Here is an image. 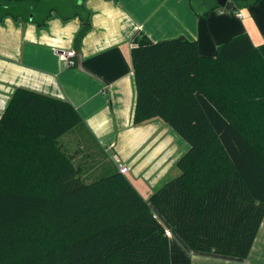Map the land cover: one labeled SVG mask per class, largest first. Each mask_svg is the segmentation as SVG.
<instances>
[{"label": "trees", "instance_id": "1", "mask_svg": "<svg viewBox=\"0 0 264 264\" xmlns=\"http://www.w3.org/2000/svg\"><path fill=\"white\" fill-rule=\"evenodd\" d=\"M83 3L0 0V19L56 11L87 28ZM131 59L133 122L159 118L188 143L179 174L149 199L109 156L89 180L95 156L76 163L62 143L85 126L77 109L17 89L0 120V264H172L167 227L193 251L248 258L264 220V44L244 33L204 57L197 40L144 35Z\"/></svg>", "mask_w": 264, "mask_h": 264}, {"label": "crops", "instance_id": "2", "mask_svg": "<svg viewBox=\"0 0 264 264\" xmlns=\"http://www.w3.org/2000/svg\"><path fill=\"white\" fill-rule=\"evenodd\" d=\"M83 5L90 14L87 28L79 17L67 19L56 11L42 26L12 16L0 19V120L20 88L69 101L85 124L75 134L87 151H76L75 160L94 151L118 157L149 199L179 174L189 145L159 118L134 124L132 49L144 35L154 41L182 35L197 40L204 57L244 33L255 46L263 45L264 0L250 7L228 0L215 10L211 0H200L199 8L196 0H84ZM57 50H74V65L60 61ZM72 135L62 138L68 152ZM170 247L172 264H264V220L246 259L193 251L175 233Z\"/></svg>", "mask_w": 264, "mask_h": 264}, {"label": "rangeland", "instance_id": "3", "mask_svg": "<svg viewBox=\"0 0 264 264\" xmlns=\"http://www.w3.org/2000/svg\"><path fill=\"white\" fill-rule=\"evenodd\" d=\"M224 10H226V12L231 13V10H228L227 8H224ZM84 138V135H83ZM71 142L69 145V152L72 155H76L78 150H84L87 151L86 147H79L80 145L78 144V136L77 134H73L72 137L70 138ZM74 153V154H73ZM95 153V157L93 161L88 162L89 163V170L90 172L88 173L87 177L89 178V180L94 179L95 177H98V175L100 174V169L102 167V164L105 162L106 160V154H102L99 151H94ZM85 155L84 153L80 154V157L75 160L76 163L80 162V160L82 161H86L85 160ZM113 158V157H112ZM114 159V158H113ZM104 161V162H103ZM100 162H103L102 164H99Z\"/></svg>", "mask_w": 264, "mask_h": 264}, {"label": "built area", "instance_id": "4", "mask_svg": "<svg viewBox=\"0 0 264 264\" xmlns=\"http://www.w3.org/2000/svg\"><path fill=\"white\" fill-rule=\"evenodd\" d=\"M237 16L242 17V14L239 13L237 14ZM56 53L60 61L62 62L64 61L68 65H71V66L74 65L73 60H71L76 55V52L74 50H57ZM115 162L117 164L119 171L122 174H127L129 172V167L123 161H121L118 157L115 158ZM165 232L168 237H171L173 235V231L169 227L166 228Z\"/></svg>", "mask_w": 264, "mask_h": 264}, {"label": "water", "instance_id": "5", "mask_svg": "<svg viewBox=\"0 0 264 264\" xmlns=\"http://www.w3.org/2000/svg\"><path fill=\"white\" fill-rule=\"evenodd\" d=\"M80 3L83 2V0H79ZM228 0H218L219 6L225 7L227 4Z\"/></svg>", "mask_w": 264, "mask_h": 264}]
</instances>
